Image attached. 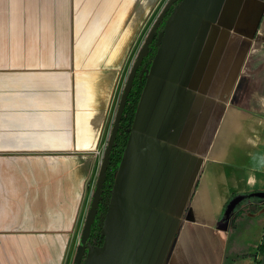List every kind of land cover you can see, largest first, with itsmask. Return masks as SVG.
I'll return each instance as SVG.
<instances>
[{
    "label": "crops",
    "instance_id": "0c3cea01",
    "mask_svg": "<svg viewBox=\"0 0 264 264\" xmlns=\"http://www.w3.org/2000/svg\"><path fill=\"white\" fill-rule=\"evenodd\" d=\"M166 1L0 0V264H73L97 151ZM263 23L262 0L178 3L84 264L261 259L264 202L236 218L233 196L264 192V95L245 106Z\"/></svg>",
    "mask_w": 264,
    "mask_h": 264
},
{
    "label": "trees",
    "instance_id": "16d2710c",
    "mask_svg": "<svg viewBox=\"0 0 264 264\" xmlns=\"http://www.w3.org/2000/svg\"><path fill=\"white\" fill-rule=\"evenodd\" d=\"M178 3H176L170 9L166 18L156 30L154 37L149 42L148 49L143 56V60L133 80V85L126 100L122 117L118 125L117 134L112 145L111 152L109 154L108 165L101 186L100 200L95 212L94 219L91 224L89 235L87 237L85 252L83 254L81 264L85 263L90 250L100 248L104 244L105 236L103 228L108 214L109 205L112 199L117 173L119 171V168L124 158L125 151L128 146L129 138L136 117L137 108L142 97L152 64L159 51L167 21L171 16L172 12L174 11L175 7L178 5ZM233 198L234 204L249 203L248 207H246L243 211L237 213V215L235 216L237 218L240 217L242 213L253 212L254 210H256L257 207L264 202V192L254 191L241 195L234 194ZM229 201L231 200H228L226 206L229 204ZM263 251L264 241L260 247L261 256L263 254ZM257 264H260V260H258Z\"/></svg>",
    "mask_w": 264,
    "mask_h": 264
},
{
    "label": "water",
    "instance_id": "95a60500",
    "mask_svg": "<svg viewBox=\"0 0 264 264\" xmlns=\"http://www.w3.org/2000/svg\"><path fill=\"white\" fill-rule=\"evenodd\" d=\"M180 1L181 0H167L165 2L164 6L162 7L160 12L158 13V15L155 18L154 22L152 23L149 31L147 32L145 39L143 41V44L139 48L137 56H136L135 60L133 61L132 65L128 71L126 81H125V84L123 86L122 93H121V96H120V99H119V102L117 105V109L115 112V116H114L113 124L111 127L110 135H109V138L107 141V146H106V149L104 151L102 161L100 164V168H99V172H98L97 180H96L95 190H94L93 197H92V200L90 203V209L88 210L86 217H85V220H84L80 244L77 247L75 255H74L73 264H81L83 254L85 252V245H86L87 237L89 235L91 224H92V221L94 219L95 212H96L99 200H100L101 186H102V182H103L105 172L107 169L109 154L111 152L112 145L114 143V140H115V137L117 134L118 125H119L120 119L122 117L123 109L125 107L129 92L132 88L133 80L135 78L137 70H138V68H139V66L143 60L144 54L146 53V51L148 49L149 42L151 41V39L155 35L156 30L159 28L161 23L164 21L168 12L170 11V9L176 3L180 2ZM260 264H264V251H263V254H262L261 259H260Z\"/></svg>",
    "mask_w": 264,
    "mask_h": 264
},
{
    "label": "rangeland",
    "instance_id": "374dc122",
    "mask_svg": "<svg viewBox=\"0 0 264 264\" xmlns=\"http://www.w3.org/2000/svg\"><path fill=\"white\" fill-rule=\"evenodd\" d=\"M251 27V26H250ZM264 23L261 26L260 29V35L258 38H253V40L250 41V54H249V87H248V100L246 102V108L249 110L250 117L251 116H257L258 109L263 103L262 95H264V80H262V77H264ZM243 54L240 55L239 58L237 56H234V60H241L244 62L246 59V54L244 53V48L242 49ZM241 63V62H240ZM238 64V63H234ZM240 76V72H237L235 74H232L231 77H233V84L237 82L238 77ZM263 81V82H262ZM246 91V90H245ZM237 104H234L235 106L238 105V107L242 106V109L244 110V99L243 104L240 103V100L237 99ZM241 105V106H240ZM251 159V157L249 158Z\"/></svg>",
    "mask_w": 264,
    "mask_h": 264
},
{
    "label": "built area",
    "instance_id": "2783aa9c",
    "mask_svg": "<svg viewBox=\"0 0 264 264\" xmlns=\"http://www.w3.org/2000/svg\"><path fill=\"white\" fill-rule=\"evenodd\" d=\"M154 20H155V18H154ZM154 20H153V22H154ZM152 22V23H153ZM152 25V24H151ZM151 27V26H150ZM150 29V28H149ZM126 81V80H125ZM125 84V83H124ZM124 86V85H123ZM122 89H123V87H122ZM122 92V91H121ZM114 116H115V114H114ZM113 120H114V117H113ZM113 120L111 121L112 123H111V126H110V129H109V131H108V133L106 134V137H105V140H104V142H103V144H102V146H101V148L97 151V156L100 158V160H99V167H100V164H101V161H102V157H103V154H104V151H105V149H106V146H107V141H108V138H109V135H110V131H111V127H112V124H113ZM85 217H86V215H85ZM84 220H85V218H84ZM84 222V221H83Z\"/></svg>",
    "mask_w": 264,
    "mask_h": 264
}]
</instances>
